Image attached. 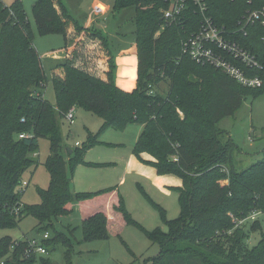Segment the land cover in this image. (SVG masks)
<instances>
[{"label": "trees", "instance_id": "trees-1", "mask_svg": "<svg viewBox=\"0 0 264 264\" xmlns=\"http://www.w3.org/2000/svg\"><path fill=\"white\" fill-rule=\"evenodd\" d=\"M113 1L103 27L95 25L98 19L84 27L67 0L33 3L38 35L59 34L64 40V62L50 72L55 105L44 98L46 77L22 1L0 2V229L14 228L30 216L37 228L47 231L71 215L73 204L81 219L82 242L119 238L124 227L138 226L117 186L88 193L70 188L73 168L84 163L85 152L97 143L92 137L82 149L71 151L67 162L60 154V122L70 108L81 106L101 117L102 127L142 126L127 171L149 177L164 193L178 194L179 216H163L167 231H143L159 248L150 264H171V259L172 264L179 259L187 264H264V234L248 247V234L228 215L244 219L255 210L264 214V153L239 170L233 159L238 148L217 126L247 97L264 93V28L256 23L240 31L248 12L264 9V0H204L206 15L256 58L259 68L234 63L261 80L258 88L242 86L210 64L182 54V42L200 23L190 1L168 21L161 11L171 0ZM128 7L135 10V44L114 53L109 34L117 31L118 18ZM160 83H168L167 95L156 92ZM22 134L28 137L19 138ZM39 139L49 141L44 166L50 182L47 189H37L40 203L26 205L21 196L28 183L21 190L22 177L37 165L33 157ZM250 230H260V223L252 222ZM58 243L67 247L64 259L71 264L72 245L65 234L55 232L44 245ZM29 250L28 239L3 237L0 264H52Z\"/></svg>", "mask_w": 264, "mask_h": 264}, {"label": "rangeland", "instance_id": "rangeland-1", "mask_svg": "<svg viewBox=\"0 0 264 264\" xmlns=\"http://www.w3.org/2000/svg\"><path fill=\"white\" fill-rule=\"evenodd\" d=\"M13 1L1 0L3 5H10ZM21 1L32 31V46L40 58L46 77L44 98L49 104L55 105L50 72L64 62V40L59 34L38 35L31 12L36 0ZM113 3V0H67L69 9L84 27H89L96 19L98 21L95 25L103 27ZM134 16V8H126L116 23L117 31L109 34V42L114 53H121L134 46L136 40V26L132 21ZM168 90V83H160L156 88V92L161 95H167ZM74 108L73 123L70 124L63 119L60 122L63 138L60 154L63 160L67 162L70 158L67 149L71 151L82 149L92 137H95L97 143L85 152L84 163L73 168L70 188L76 193H88L117 186L124 197L126 211L138 226L124 227L119 238L109 237L106 240L82 242L81 219L76 204H73L71 215L60 218L59 222L54 223L53 228H48L47 231L43 227L37 228V221L27 216L14 228L0 229V239L10 237L13 240L33 238L40 240L44 232L51 238L55 232H59L65 234L72 245L71 264H150L149 260L157 256L159 248L145 237L143 231L155 228L167 231L163 216L166 220H173L179 216L178 194L175 191H171L169 195L165 194L141 175H122L123 166L120 160L132 153L142 126L130 124L123 129L102 127L101 117L81 106ZM179 115L183 118L181 112ZM217 126L220 130L228 132L231 142L238 148L233 159L239 170L261 159L264 153V93L255 98L247 97L233 116L222 119ZM76 143H79L80 147H76ZM34 149L33 159L37 165L27 170L22 177V181L28 183L21 196L22 203L26 205L40 203L37 189H47L50 182L49 172L44 166L49 155V141L39 139ZM67 172H70L68 167ZM256 220L260 223V230H250L252 222H247L242 227L248 234L246 241L248 247L256 245L261 233L264 234V214L258 216ZM47 249V254L39 256L48 258L52 264H66L64 259L66 246L58 243ZM169 261L172 264L173 259ZM173 264L187 263L179 259ZM191 264L199 263L191 261Z\"/></svg>", "mask_w": 264, "mask_h": 264}, {"label": "built area", "instance_id": "built-area-1", "mask_svg": "<svg viewBox=\"0 0 264 264\" xmlns=\"http://www.w3.org/2000/svg\"><path fill=\"white\" fill-rule=\"evenodd\" d=\"M187 1H190L200 13V23L198 30L191 35L187 40L182 42L181 52L188 55L193 61L199 64H210L216 69H219L237 83L248 88H258L261 86V80L257 77H250L246 69H242L235 65L234 62L241 63L245 68H259V63L256 58L249 52L241 48L236 42L229 37L231 34L226 32L224 28L218 27L210 17L206 15V4L204 0H171L170 7L162 10L161 14L165 21L175 20L185 9ZM260 24L264 28V9L252 10L241 24L240 31H243L248 25ZM264 44V34L261 37ZM75 108L72 107L64 114L63 120L70 124L74 121ZM23 122V120H21ZM28 137L24 134L19 135V138ZM80 147L79 143L75 144ZM26 186V182L21 183V190ZM232 219L235 227H243L247 222H254L262 213L258 210L253 211L244 219H236L232 214H228ZM51 239L47 232L42 234L40 240L28 239L29 252H34L36 255L47 254L48 249L44 242ZM28 252V251H27Z\"/></svg>", "mask_w": 264, "mask_h": 264}, {"label": "crops", "instance_id": "crops-1", "mask_svg": "<svg viewBox=\"0 0 264 264\" xmlns=\"http://www.w3.org/2000/svg\"><path fill=\"white\" fill-rule=\"evenodd\" d=\"M0 2H1V0H0ZM35 2V1H34ZM139 134V133H138ZM130 154L131 153H129V154H127L126 155V157H124V158H121V160H120V162H121V164H122V166H123V168H122V175H125V176H128V175H141V176H143V177H146V178H148L149 180H150V182H151V184L152 185H154L153 183H152V180L149 178V177H147V176H145V175H142V174H139V173H135V172H128L127 171V164H128V159H129V157H130ZM155 186V185H154ZM156 187V186H155ZM157 188V187H156ZM72 190V189H71ZM161 191V190H160ZM170 193V192H169ZM169 193H165V194H168L169 195Z\"/></svg>", "mask_w": 264, "mask_h": 264}, {"label": "water", "instance_id": "water-1", "mask_svg": "<svg viewBox=\"0 0 264 264\" xmlns=\"http://www.w3.org/2000/svg\"><path fill=\"white\" fill-rule=\"evenodd\" d=\"M67 151H68V154H71V150L68 149Z\"/></svg>", "mask_w": 264, "mask_h": 264}]
</instances>
